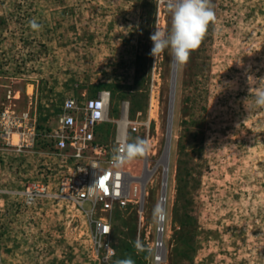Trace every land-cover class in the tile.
<instances>
[{
    "label": "rangeland",
    "instance_id": "obj_1",
    "mask_svg": "<svg viewBox=\"0 0 264 264\" xmlns=\"http://www.w3.org/2000/svg\"><path fill=\"white\" fill-rule=\"evenodd\" d=\"M212 4L215 23L178 65L164 264H264V109L254 106L249 88L258 85L248 81L264 78V0ZM33 18L38 31L29 27ZM170 20L167 0H0V116L29 113V128L36 127L35 140L32 129L22 142L21 129L0 117L3 264H115L128 257L153 264L162 168L147 186L143 215L136 205L114 214L110 260L95 253L80 213L50 202L28 208L11 192L63 173L49 133L71 95L110 92L103 139L113 144L127 106V120L139 125L129 142H149L151 168L165 148V165L174 62L169 50L156 60L149 53L150 35ZM153 98L158 120L150 119ZM144 162L138 157L128 167L141 176ZM150 176L144 172L143 180Z\"/></svg>",
    "mask_w": 264,
    "mask_h": 264
},
{
    "label": "built area",
    "instance_id": "obj_2",
    "mask_svg": "<svg viewBox=\"0 0 264 264\" xmlns=\"http://www.w3.org/2000/svg\"><path fill=\"white\" fill-rule=\"evenodd\" d=\"M110 104L111 93L107 91H102L96 96L84 94L82 97H66L60 106L56 125L49 133L50 147L54 156L61 162V167L65 168L63 173L55 182L33 181L23 190L11 192L13 197H19L20 202L28 208L50 202L62 209L80 213L88 226L89 240L95 253L98 257L103 253L106 260L115 255L111 243L114 214L136 205L139 214L143 215L146 211L145 193L149 182L159 168H162L165 176L169 167L165 171L162 165L165 148L152 168L149 165V152L145 156L143 174L151 173L147 181L143 180V174L135 175L128 163L123 166L115 165L112 160L114 149L125 140L129 142V132L137 133L139 125L128 118L129 125L126 126L125 133L121 134V120H118L113 144L105 141L101 134L108 119ZM0 117H3V120L8 119V122L21 129L17 134L22 142L30 136L32 129L31 135L34 136L33 141L35 140L36 127L29 128L28 122L32 119L29 113L17 119L5 111ZM8 128L10 130L7 131V136L10 137L13 131L12 127ZM164 183L163 177L158 197L159 212L155 219L154 239L150 247L153 264H164L168 257L166 238L169 194L167 191L164 193ZM4 193L0 190V195ZM2 215L0 208V264H3L4 258Z\"/></svg>",
    "mask_w": 264,
    "mask_h": 264
},
{
    "label": "clouds",
    "instance_id": "obj_3",
    "mask_svg": "<svg viewBox=\"0 0 264 264\" xmlns=\"http://www.w3.org/2000/svg\"><path fill=\"white\" fill-rule=\"evenodd\" d=\"M167 9L171 15L170 26L166 29L159 27L150 35L152 48L150 55L156 58L169 50L172 62L184 65L189 61L190 55L197 50L207 35L210 24L216 21V14L212 0H167ZM33 30H40V25L35 18L29 22ZM248 81L254 82L255 87H250L249 92L254 96V106L264 109V78L257 80L249 76ZM150 150V144L146 139L136 137L133 142L125 140L114 149L112 157L116 166H123L136 158L145 157ZM156 213L159 212L157 208ZM137 252L143 250L144 245L139 240L134 242ZM113 254H114V250ZM115 264H134L128 257L119 259Z\"/></svg>",
    "mask_w": 264,
    "mask_h": 264
},
{
    "label": "bare ground",
    "instance_id": "obj_4",
    "mask_svg": "<svg viewBox=\"0 0 264 264\" xmlns=\"http://www.w3.org/2000/svg\"><path fill=\"white\" fill-rule=\"evenodd\" d=\"M152 105H151V111H150V119L151 120H158V118H159V114H158V110H159V106L157 105V101H156V99L155 98H153V100H152ZM128 111V109H127V106L126 107H124V118L122 119L123 121H121V122H119L120 124V133L121 134H124L125 133V130H126V126L127 125H129V122H128V120H127V112ZM170 114H171V112L169 113V123H170V121H171V116H170ZM168 126H169V124H168ZM172 134H173V132H172ZM19 135V134H18ZM18 135L17 134H15L12 138H13V141H14V143L16 144L18 141H19V137H18ZM20 136V135H19ZM172 142V141H171ZM172 149V146H171V148H170V150L168 149V151H167V157H166V163H165V165H163V167L165 168V171H166V168L168 167V173H165V176H163L164 177V179H165V183H166V181H167V184H165L164 183V193L167 191V194H168V192H169V173H170V153H171V150ZM166 175H168V176H166ZM154 183V182H153ZM166 185H167V187H166ZM150 196V193H149V190L147 189L146 190V193H145V199L146 198H148ZM137 197L139 198V194L137 195ZM77 212V211H76Z\"/></svg>",
    "mask_w": 264,
    "mask_h": 264
},
{
    "label": "water",
    "instance_id": "obj_5",
    "mask_svg": "<svg viewBox=\"0 0 264 264\" xmlns=\"http://www.w3.org/2000/svg\"><path fill=\"white\" fill-rule=\"evenodd\" d=\"M177 73H178V65L173 64V71H172V79H171V91H170V116L171 121L168 126V141L167 147L170 150L171 148V141H172V132H173V122H174V108H175V101H176V84H177Z\"/></svg>",
    "mask_w": 264,
    "mask_h": 264
},
{
    "label": "snow or ice",
    "instance_id": "obj_6",
    "mask_svg": "<svg viewBox=\"0 0 264 264\" xmlns=\"http://www.w3.org/2000/svg\"><path fill=\"white\" fill-rule=\"evenodd\" d=\"M101 183H103V182H101Z\"/></svg>",
    "mask_w": 264,
    "mask_h": 264
}]
</instances>
